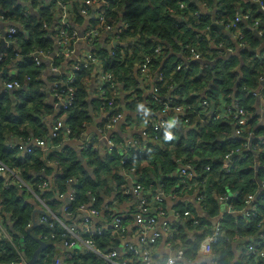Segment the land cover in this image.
Masks as SVG:
<instances>
[{
  "label": "clouds",
  "instance_id": "obj_1",
  "mask_svg": "<svg viewBox=\"0 0 264 264\" xmlns=\"http://www.w3.org/2000/svg\"><path fill=\"white\" fill-rule=\"evenodd\" d=\"M127 3L0 0V264H264V0Z\"/></svg>",
  "mask_w": 264,
  "mask_h": 264
},
{
  "label": "trees",
  "instance_id": "obj_2",
  "mask_svg": "<svg viewBox=\"0 0 264 264\" xmlns=\"http://www.w3.org/2000/svg\"><path fill=\"white\" fill-rule=\"evenodd\" d=\"M109 2L111 3L112 0H110ZM139 3H140V0H128V3L126 4V10H125V12H124V15H125L127 18H129V19H132V18L136 17V16L139 14V11H140V9H139ZM9 15H10V13H9ZM32 17L35 18V16H32ZM17 35H22V33H17ZM231 60H232V59L228 60V58H227L226 62H230ZM31 62H32L31 60H27V61H26V63H28V64H31ZM21 67H23V65H22ZM3 97H4V96L0 97V99H3ZM256 130H257V131H260V130H261V127H257ZM230 143H239V140H238L237 138H235V139L232 138V140L230 141ZM253 143H255V141H254ZM6 147H7V144L0 145V152H2V153L5 154V155L14 152V151H9V150H7ZM28 158H29V156H25V157H23V158L20 159V160L17 159L16 163H17L18 165H19V164H22V163H23L25 160H27ZM242 162H243V161H241V163H242ZM251 171H252L251 169H247V170H245L242 174H243V175H247V174L250 173ZM262 173H264V168H258V169H257V175H260V174H262ZM261 191H263L262 196L259 197V195H258V196H257V199L260 200V201H262V202H264V190H261ZM261 191H260V192H261Z\"/></svg>",
  "mask_w": 264,
  "mask_h": 264
},
{
  "label": "crops",
  "instance_id": "obj_3",
  "mask_svg": "<svg viewBox=\"0 0 264 264\" xmlns=\"http://www.w3.org/2000/svg\"><path fill=\"white\" fill-rule=\"evenodd\" d=\"M110 1V0H109ZM21 7H24V5H22V4H19V3H17V5H16V9H19V8H21ZM16 9H14V11L16 10ZM8 15H9V13H8ZM32 16H35V13H33L32 14ZM182 23V22H181ZM9 26H11V25H9ZM215 27V26H214ZM7 33H5V35H6ZM82 34V33H81ZM51 39V33H49V35H48V37H47V40H50ZM42 43L43 42H46V41H41ZM0 49H4V45H3V42H0ZM100 50V49H99ZM99 50H96V51H99ZM241 51H249V50H246V49H242ZM249 54H251V52L249 51ZM177 59H179V57H177ZM230 59H234L232 56H229L228 57V60H230ZM22 66V65H21ZM0 76H6V73H4V74H0ZM2 96H4V92H0V97H2ZM48 107H51V105H48ZM233 139H235V136H233L232 137ZM13 143H15L14 141H13ZM6 149L7 150H9V151H15L16 149L14 148V147H10L8 144H7V147H6ZM25 153H24V157H25ZM20 160V159H19ZM35 227V226H34ZM42 246H43V248L45 247V245L44 244H42ZM41 247V246H40Z\"/></svg>",
  "mask_w": 264,
  "mask_h": 264
},
{
  "label": "built area",
  "instance_id": "obj_4",
  "mask_svg": "<svg viewBox=\"0 0 264 264\" xmlns=\"http://www.w3.org/2000/svg\"><path fill=\"white\" fill-rule=\"evenodd\" d=\"M6 35H8V34H6ZM235 138H237V137H235ZM237 139H238V138H237ZM253 142H254V141H253ZM34 150H35V149L33 148L32 145L27 146V147L25 148V151H24V153L26 154L25 156H29L30 152H31V151H34ZM262 193H263V191H261V192L258 193L259 197L262 196Z\"/></svg>",
  "mask_w": 264,
  "mask_h": 264
},
{
  "label": "water",
  "instance_id": "obj_5",
  "mask_svg": "<svg viewBox=\"0 0 264 264\" xmlns=\"http://www.w3.org/2000/svg\"><path fill=\"white\" fill-rule=\"evenodd\" d=\"M96 50H99V48H97ZM40 246H41V249H43V246H42V244H41Z\"/></svg>",
  "mask_w": 264,
  "mask_h": 264
}]
</instances>
